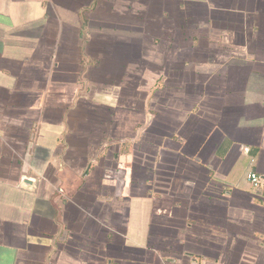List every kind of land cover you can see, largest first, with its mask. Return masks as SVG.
<instances>
[{
    "label": "crops",
    "instance_id": "1",
    "mask_svg": "<svg viewBox=\"0 0 264 264\" xmlns=\"http://www.w3.org/2000/svg\"><path fill=\"white\" fill-rule=\"evenodd\" d=\"M0 264H264V0H0Z\"/></svg>",
    "mask_w": 264,
    "mask_h": 264
},
{
    "label": "built area",
    "instance_id": "2",
    "mask_svg": "<svg viewBox=\"0 0 264 264\" xmlns=\"http://www.w3.org/2000/svg\"><path fill=\"white\" fill-rule=\"evenodd\" d=\"M249 181H250L254 186L257 187V186L260 185L261 178H260V176L258 175L257 172L252 171V172L249 174Z\"/></svg>",
    "mask_w": 264,
    "mask_h": 264
}]
</instances>
